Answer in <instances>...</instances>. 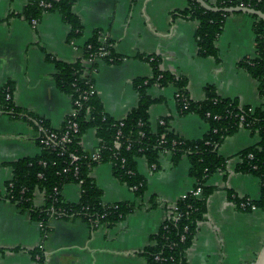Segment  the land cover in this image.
I'll use <instances>...</instances> for the list:
<instances>
[{"label":"crops","instance_id":"crops-1","mask_svg":"<svg viewBox=\"0 0 264 264\" xmlns=\"http://www.w3.org/2000/svg\"><path fill=\"white\" fill-rule=\"evenodd\" d=\"M216 0H208L213 4ZM28 0H0V95L11 87L13 104L22 111L44 119L59 129L71 111V99L60 91L53 79L55 62L71 64L82 56V49L95 31L106 35L117 63L97 59L82 61L84 75H90L103 111L115 120L123 119L136 107L138 93L133 81L151 78L147 57L158 59V69L175 78L186 79L190 100L202 101L211 86L222 99H235L239 106L258 107L264 102L257 82L238 63L255 57L254 19L244 13H231L215 41L216 56L197 54V21L172 13L187 7L186 0H78L72 12L82 24V33L73 43L67 41L69 27L56 12L45 13L33 26L18 15ZM177 89L152 85L147 89L153 103L148 109L152 131L167 118L170 129L185 140L200 139L208 125L197 115H181L175 96ZM37 129L25 120L0 113V264H36L33 252L40 248L43 264H147L141 253L152 244L153 236L165 220L172 203L191 190L189 162L182 156L172 165L169 153L158 158L153 170L143 158L137 171L146 181L141 200L112 175L110 163L94 166L90 177L101 189L105 204L130 201L137 207L110 228L91 231L80 220L48 222L44 237L38 223L2 199L5 183L11 179L10 164L39 153L35 143ZM259 138L245 129L226 137L218 154L226 160L207 185L213 192L206 201L205 218L197 226L188 264H253L264 244V212L238 210L228 192L237 198L257 200L259 181L237 172L238 153L257 144ZM99 145L94 129L81 138L80 146L93 152ZM77 184L62 189L65 201L79 198ZM156 206L149 208L153 200ZM33 203L41 206L43 196L34 193Z\"/></svg>","mask_w":264,"mask_h":264},{"label":"trees","instance_id":"trees-1","mask_svg":"<svg viewBox=\"0 0 264 264\" xmlns=\"http://www.w3.org/2000/svg\"><path fill=\"white\" fill-rule=\"evenodd\" d=\"M78 0H28L18 15L31 23L37 22L45 13L56 12L63 23L69 27L67 41L72 42L82 33V24L72 12V6ZM216 8L245 6L264 14V0H216L210 4ZM187 7L173 12L172 17L179 16L197 21L195 31L197 54L200 57H215V41L219 36L228 13L211 12L201 8L195 0H186ZM254 22L255 57L245 58L238 66L245 70L256 82L259 97L264 102V21L252 16ZM101 32L95 31L82 49V56L74 63L55 62L56 72L53 75L57 88L67 94L76 109L75 117H66L59 129L51 128L48 123L30 112L18 109L12 98L5 99L4 88L0 95V113L11 119H21L37 129L35 143L39 153L33 157L18 159L10 164L12 176L5 183L2 199L14 204L21 213L31 221L41 224V235L48 231L51 220L84 222L91 231L98 227L110 228L123 220L137 207L134 202L123 201L105 204L102 202V191L90 177L92 168L101 163H110L112 175L121 184L127 186L135 198L141 200L145 193L146 181L137 171V160L145 159L149 167L158 169V158L168 152L172 165H176L182 156L189 162L188 175L193 179L191 190H200V196L195 197L187 192L175 201L177 212L165 219L158 231L151 236L152 244L144 249L141 255L147 264H188L186 253L191 247L197 226L205 218L206 201L213 192V187L207 185V180L218 170H221L226 160L218 154V148L226 137L233 135L239 129H245L259 138L257 144L243 149L238 153L240 159L236 166L237 172L249 174L259 181V198L249 200L244 209L240 203L246 198H237L228 192L229 200L235 207L244 212L259 209L264 212V103L258 107L239 106L235 99H222L215 94L214 88H205V98L202 101L190 100L186 90V79L175 78L167 72L158 69V59L147 57L152 67L151 78H140L133 81L138 93V103L121 120L109 117L102 108L101 102L94 92L89 94L93 81L90 75H84L81 62L88 60L104 46L109 55L102 57L108 63H117L118 57L113 55L109 39L101 44ZM111 45V46H109ZM90 46V48H88ZM112 59L110 62L109 59ZM94 62V61H93ZM174 85L177 89L175 101L181 115L189 113L197 115L208 125L207 132L196 140H185L176 135L169 127L167 118L161 119L155 131L151 130L148 121V109L153 100L148 96L147 89L152 85L165 87ZM79 100L81 105H73ZM72 119L77 123V132L70 135V141L63 147L45 146L42 136L47 132L62 135L67 121ZM121 123V125H120ZM94 129L99 139L96 153L97 161H91L88 152L82 150L80 141L89 130ZM120 132L118 151L113 149V141ZM79 156V160L71 163L70 155ZM68 184L79 185L78 201L67 202L62 197V189ZM43 196L41 206L33 203L34 193ZM153 199H151L152 201ZM153 203L149 208H153ZM52 208V211H51ZM176 214L180 217L174 221ZM38 256L37 264L44 263L42 251L33 252Z\"/></svg>","mask_w":264,"mask_h":264},{"label":"built area","instance_id":"built-area-1","mask_svg":"<svg viewBox=\"0 0 264 264\" xmlns=\"http://www.w3.org/2000/svg\"><path fill=\"white\" fill-rule=\"evenodd\" d=\"M36 23L37 22H35V21H31V24L33 26H35ZM107 39H108V37L106 35H104L103 33H101L100 40H99L101 42V44L106 43ZM70 43H73V41L70 42ZM109 46H111V45H109ZM88 48H90V46H88ZM108 55H109V51H107V49L104 46H100V47H98L97 52L95 54H93L86 61L93 62V61H95L97 59H101L102 57H105V56H108ZM109 61L111 62L112 59L110 58ZM4 92H5V99L6 100L11 99L10 90H9V88L7 86L4 88ZM94 92H95L94 86L90 87L89 94L91 95ZM73 105H75L76 107H79L81 105V102L79 100H75L73 102ZM75 115H76V109L72 107V103H71V111H70V113L68 114L67 117H75ZM158 124L163 125V121L159 120ZM120 125H121V123H120ZM75 132H77V123L74 122L72 119H70V120L67 121V125H66V128H65V131L63 132L62 135L59 136V135H57L56 133H53V132H51V133L50 132H48V133L46 132L42 136L41 142L45 146H50V147H53V148L57 147V146L63 147L66 143H68L70 141V138H69L70 135L72 133H75ZM119 136H120V132H117L115 140L113 141V149L115 151H118L120 149V147H121V143L119 142ZM165 153H168V152H165ZM88 157H89V159L91 161H97L98 158H99V155L96 153V150H94L93 152H88ZM70 158H71V163H74V162L79 160V156H77L75 154H71ZM151 168H154V166H152ZM189 192H191L192 195L195 196V197H199L200 196V190L199 189H197L195 191L190 190ZM247 202L249 203V200L246 198L245 202L240 203V205H239L240 208L244 209L247 206ZM251 209L254 210L253 207ZM51 211H52V208H51ZM175 212H177V207H176L175 202H174L168 208L166 216H165V219L170 217V215L172 213H175ZM179 217H180V215L176 214L174 216L173 220L176 221ZM38 225H39L40 230H41V224L38 223ZM37 259H38V256H35V263H36Z\"/></svg>","mask_w":264,"mask_h":264},{"label":"water","instance_id":"water-1","mask_svg":"<svg viewBox=\"0 0 264 264\" xmlns=\"http://www.w3.org/2000/svg\"><path fill=\"white\" fill-rule=\"evenodd\" d=\"M198 5L203 8L206 11H211V12H220V13H244V14H248L251 16H255L258 19H261L262 21H264V14L261 13L260 11L245 7V6H231V7H225V8H216V7H212L211 5H209L208 3H206L204 0H195ZM253 264H264V244L255 260V262Z\"/></svg>","mask_w":264,"mask_h":264}]
</instances>
